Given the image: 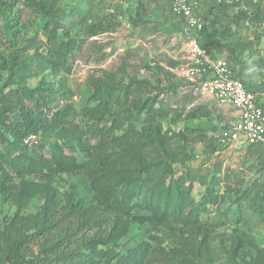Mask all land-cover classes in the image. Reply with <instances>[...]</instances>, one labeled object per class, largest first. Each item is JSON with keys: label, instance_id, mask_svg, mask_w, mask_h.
I'll return each mask as SVG.
<instances>
[{"label": "trees", "instance_id": "trees-1", "mask_svg": "<svg viewBox=\"0 0 264 264\" xmlns=\"http://www.w3.org/2000/svg\"><path fill=\"white\" fill-rule=\"evenodd\" d=\"M99 1L86 0L84 6L94 7ZM211 10L204 14L205 22ZM89 18L90 12L79 6L70 10L66 21L52 15L43 27L45 42L34 38L24 48H43L36 69L43 67L55 76L69 74L83 45L81 40H71L70 34L87 25ZM91 27L93 35L104 32L99 26ZM206 34L203 23L196 36L197 45L214 57L213 47L201 44V36ZM245 49L240 48L238 55ZM232 59L240 65L238 56ZM22 67L12 70L8 78L9 84L17 88L0 96V199L18 209L40 195L44 203L36 214L23 217L16 213L5 224L8 233L17 234L13 243L0 229L2 264H217L221 256L213 243L218 229L241 221L249 223L251 218L264 225V202L259 200L264 195V183L260 178L233 187L222 162L214 161L208 167L187 166L196 157L195 146L207 147L205 153L210 155L223 138L208 136L199 128L162 134L156 125L161 119L182 116L183 112L176 113L175 108L177 84L171 82L163 88L146 79L129 78L119 83L112 76L97 78L90 83L88 102L77 110L67 103L70 93L53 90L49 84L39 87L40 96L26 91L27 80L36 72ZM235 77L242 79L240 74ZM185 100H193L192 95ZM141 116L149 136L130 127L123 135H116ZM188 116L195 120L207 118L210 113L199 107ZM75 118L84 124L75 123ZM229 129L225 127L224 131ZM30 136H35L37 142L27 145L25 140ZM247 153L259 159L264 169L262 146L249 145ZM76 174H83L87 180L88 193L96 202L95 214L111 218V226L104 237L83 240L72 247L78 232L74 220L79 219L80 207L70 205L65 216L68 222L61 219L67 226L56 227L53 234L56 198L49 182L56 176ZM30 177L37 182L28 181ZM197 187L202 191L195 200ZM232 194L236 207L220 211L218 206ZM89 221L86 217L82 223ZM98 221L95 218L93 223ZM132 223L147 225L135 236L132 248L125 253L98 249V245L108 242L117 246L129 234ZM23 224L30 225L31 233H19ZM175 240L185 247L176 245ZM251 246L253 253L248 251L246 264H264V248L253 243ZM32 247L38 249V254L25 258Z\"/></svg>", "mask_w": 264, "mask_h": 264}, {"label": "rangeland", "instance_id": "rangeland-1", "mask_svg": "<svg viewBox=\"0 0 264 264\" xmlns=\"http://www.w3.org/2000/svg\"><path fill=\"white\" fill-rule=\"evenodd\" d=\"M86 0H0V96L6 95L17 87L9 84V74L19 66L31 69L36 76L27 80L26 91L36 92L39 87L49 84L53 90L61 93H70L67 103L79 110L90 96V83L97 78L115 77L116 80L127 82L129 78L146 79L153 85L166 88L171 82L177 84L179 95L174 99L176 113L182 111V116L174 115L157 121L162 134H179L186 128H199L208 136H219L222 139L213 154L205 153L202 145L195 146L194 157L187 166H211L214 161L222 162L223 171L228 174L229 184L243 185L260 178L264 183V169L256 157L247 153V146L237 144L232 138H227L234 123V111L220 105L212 97L206 95L195 96L190 92L182 70L188 64L189 40L196 37L186 30L182 21L174 17L167 0H101L94 7L84 6ZM197 12L207 27V34L201 36V44H209L215 58L227 59L234 74H240L242 79L256 90L264 89V0H199ZM82 7L90 12L88 24L75 28L71 40H81L83 45L80 53L72 62L69 74L55 76L48 69L40 66L39 57L43 48H24L34 38L45 42L43 27L52 15H58L61 20L69 18V12L74 7ZM220 6V7H218ZM211 10L208 21L204 14ZM141 20L145 22L141 24ZM92 25L103 28L104 32L93 35ZM65 41L67 39H64ZM246 49L242 55L238 50ZM234 49V52L229 50ZM232 56H238L239 64H235ZM171 74L170 78L167 74ZM188 83V82H187ZM184 84V85H183ZM191 87V86H190ZM189 87V88H190ZM257 91V92H258ZM193 100H185L187 95ZM72 96V97H71ZM69 98V97H68ZM67 99V97H64ZM264 101V98H262ZM59 105H63L61 101ZM27 108L31 104L25 103ZM185 106V108H184ZM209 111L207 118L190 119L188 114L197 108ZM143 116L136 122L126 125L117 136L123 135L130 127L148 135L147 127L142 122ZM77 124H84L80 118L73 120ZM230 127V131H224ZM229 139V140H228ZM180 172L181 169H177ZM28 181L37 182L33 178ZM43 182V181H38ZM55 194L54 225L51 229L56 234V227L63 229L67 226L69 206L78 204L80 207L79 219L74 220L75 244L93 238L104 237L109 233L111 218L96 215V202L87 190V180L83 174L60 175L49 182ZM201 187L194 191L195 200L201 193ZM264 202V195H260ZM225 202L218 207L220 211L236 207L235 196L225 197ZM44 203V197L38 196L24 208L18 207L4 199H0V229L10 237L11 243L17 234L8 233L5 224L16 213L28 217L36 214ZM87 210H92L91 213ZM98 216V217H97ZM101 216V217H100ZM88 217L90 221L83 225ZM99 218L97 223H93ZM64 221H62V220ZM254 220L253 218H251ZM232 223L218 229L214 234L213 246L220 254L221 260L217 264H246L248 251L253 253L251 243L264 248V225L257 221ZM60 222L61 225L57 226ZM78 226V227H77ZM147 225L130 224V232L117 244L111 242L98 245V249L108 252L125 253L134 246V238L143 232ZM22 234L31 233L30 225H21ZM176 245L185 247L182 242L173 241ZM166 247V243L162 245ZM187 249V248H186ZM188 250V249H187ZM38 254V249L32 247V252L25 258ZM0 260V264H2Z\"/></svg>", "mask_w": 264, "mask_h": 264}, {"label": "built area", "instance_id": "built-area-1", "mask_svg": "<svg viewBox=\"0 0 264 264\" xmlns=\"http://www.w3.org/2000/svg\"><path fill=\"white\" fill-rule=\"evenodd\" d=\"M167 1L171 14L182 21L186 30L193 35L202 30L204 22L197 12L199 0ZM188 47V64L182 74L190 92L195 96H210L220 105L234 111L232 131L229 130L227 138L234 136L237 144L264 148V110L261 101L257 100L258 97L264 98V89L258 91L244 80L236 78L229 61L212 57L197 45L196 37L189 40ZM36 142L35 136L25 140L27 145Z\"/></svg>", "mask_w": 264, "mask_h": 264}, {"label": "crops", "instance_id": "crops-1", "mask_svg": "<svg viewBox=\"0 0 264 264\" xmlns=\"http://www.w3.org/2000/svg\"><path fill=\"white\" fill-rule=\"evenodd\" d=\"M249 85V84H248ZM251 87V86H250ZM261 103L263 104V106H264V101H263V99L261 98Z\"/></svg>", "mask_w": 264, "mask_h": 264}]
</instances>
